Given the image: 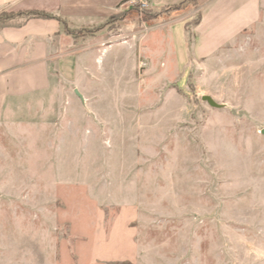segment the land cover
Instances as JSON below:
<instances>
[{
	"label": "rangeland",
	"instance_id": "374dc122",
	"mask_svg": "<svg viewBox=\"0 0 264 264\" xmlns=\"http://www.w3.org/2000/svg\"><path fill=\"white\" fill-rule=\"evenodd\" d=\"M126 5L106 29L138 34L136 57L74 32L91 40L57 86L0 124V264H264V0L178 71L145 39L169 11Z\"/></svg>",
	"mask_w": 264,
	"mask_h": 264
},
{
	"label": "crops",
	"instance_id": "0c3cea01",
	"mask_svg": "<svg viewBox=\"0 0 264 264\" xmlns=\"http://www.w3.org/2000/svg\"><path fill=\"white\" fill-rule=\"evenodd\" d=\"M130 1L0 0V14L39 12L51 16L30 19L21 27L0 29V124L15 114L20 105L42 103L57 86L58 77L54 74L75 56L76 40H91L76 39L74 32L98 30L100 44H84L85 55L95 53L102 45L105 56L124 48L132 58L136 57L138 34L122 27L106 29L111 20L127 11ZM147 5L148 11H169L155 20V27L147 31L145 39L150 42L161 38L165 57L175 58L173 64L178 71L182 58L192 57L201 66L205 59L246 33L260 19L262 0H147ZM184 12L186 17L177 16ZM195 13L199 19L191 24ZM122 38L127 43H120ZM111 40L114 42L109 44Z\"/></svg>",
	"mask_w": 264,
	"mask_h": 264
},
{
	"label": "trees",
	"instance_id": "16d2710c",
	"mask_svg": "<svg viewBox=\"0 0 264 264\" xmlns=\"http://www.w3.org/2000/svg\"><path fill=\"white\" fill-rule=\"evenodd\" d=\"M48 19L51 16H48L39 12H19V13H11L10 15H6L3 13L0 16V29L5 27H21L24 23L30 19Z\"/></svg>",
	"mask_w": 264,
	"mask_h": 264
},
{
	"label": "built area",
	"instance_id": "2783aa9c",
	"mask_svg": "<svg viewBox=\"0 0 264 264\" xmlns=\"http://www.w3.org/2000/svg\"><path fill=\"white\" fill-rule=\"evenodd\" d=\"M130 5H138L141 11H146L148 9L147 0H132Z\"/></svg>",
	"mask_w": 264,
	"mask_h": 264
},
{
	"label": "water",
	"instance_id": "95a60500",
	"mask_svg": "<svg viewBox=\"0 0 264 264\" xmlns=\"http://www.w3.org/2000/svg\"><path fill=\"white\" fill-rule=\"evenodd\" d=\"M203 100L207 101L213 107H218V105L209 96L204 97ZM263 134H264V131H263Z\"/></svg>",
	"mask_w": 264,
	"mask_h": 264
}]
</instances>
